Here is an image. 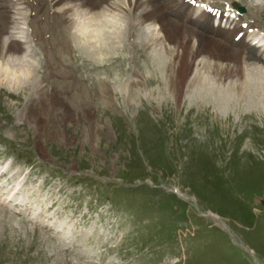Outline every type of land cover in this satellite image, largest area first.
Here are the masks:
<instances>
[{
	"label": "rangeland",
	"instance_id": "374dc122",
	"mask_svg": "<svg viewBox=\"0 0 264 264\" xmlns=\"http://www.w3.org/2000/svg\"><path fill=\"white\" fill-rule=\"evenodd\" d=\"M237 1L264 33V0ZM104 9L96 48L51 20L63 46L40 47L27 9L9 13L8 35L23 42L0 78V264H264V93L239 98L237 81L198 67L231 106H205L196 86L178 109L165 79L170 43L147 41L156 27L139 22V8ZM251 61L240 80L255 91L264 62Z\"/></svg>",
	"mask_w": 264,
	"mask_h": 264
},
{
	"label": "bare ground",
	"instance_id": "6f19581e",
	"mask_svg": "<svg viewBox=\"0 0 264 264\" xmlns=\"http://www.w3.org/2000/svg\"><path fill=\"white\" fill-rule=\"evenodd\" d=\"M220 2L221 3H215L209 1L206 6L198 10L191 0H118L117 3L113 0L112 2L110 0H0V78H5L8 74L7 71L11 68L10 61L20 60L17 58V54L22 49L21 41L23 42V40L19 41L12 35H8V33H10L8 27L12 23L10 19L12 16L10 17L9 13L11 9L16 8L17 5H23L29 12V15H31L30 17L25 16L27 28L28 30L30 29L32 36L30 40L36 42L40 47H48L51 49L55 46L59 48L63 46L61 40L65 35L62 30L60 34H55L54 30L48 26L49 20H51L52 23L57 21V24L55 23V29L59 28V24L66 23L72 30L76 31L75 33L78 35V37L76 36L74 38L77 42H75L76 44L90 45L89 47L93 46L96 48L95 44L97 41L102 45L105 40L104 27L107 26H105L106 22H109L105 21L102 17L106 15L103 11L104 5L113 7L116 11L120 9V13L126 14L129 17L130 14H134L133 12L139 8V10H137L139 11V22L147 26L154 24L156 27V29L149 34V40L147 41H149V43L154 42L157 45L167 42V44L170 43L173 48L174 52H171V54L168 53L172 59V66L171 68L169 67L170 71L165 79L167 81L168 92L174 98L175 106L179 109L183 100L182 97L185 96L186 93H192V90L197 86L199 88V102H205V106L215 104L214 106L219 109H227L231 104V100L229 98L222 97V99H220L218 97L220 90L217 85H215V82V84L212 83L213 80L211 81L210 78H214L215 81L219 80L220 84L226 81L229 83L230 80L237 81V86L235 85V88L230 86V89L234 91L235 95L239 98L247 96L250 99L254 98L255 95L261 96V94L264 93V86L262 87L259 83L261 79L264 80V78L261 76L260 70L254 67V70H256L254 80L258 81L256 85L254 84L255 91L248 87L247 82L240 80V72L243 71V69L241 71L242 64H246L245 62L247 60L251 61V59H254L259 62H264V58L259 50L256 49V46L250 47L248 46V42L247 45L245 44V35L250 28H254L256 20L248 17H239L236 20L233 18L231 20L228 17L224 18L223 5L227 6L229 9L231 7L232 10H236L238 6L237 3L239 2L237 0H221ZM255 6L259 8L257 5ZM194 7L197 10H195ZM52 9L54 10L52 11ZM55 9L63 11L59 13L56 12ZM256 11H258V9H256ZM112 20L110 19V21ZM216 21L219 23L217 26L214 25ZM222 21H224L223 28L220 25ZM115 27L113 25V28L109 30L111 36H116L120 33V26ZM28 42V39H24V44H28ZM163 48L164 52L167 53V49L164 45ZM13 57L15 59H13ZM197 58H201L203 62H198ZM7 59H10L9 63ZM220 61H225V65L221 66L219 63ZM196 68L199 70L208 68L209 70H207L211 71L213 77H204L198 69V72L195 71ZM29 69H26L27 75H29ZM193 71L194 73H192ZM34 87L41 96L51 95L53 103H58V100L55 98V91L52 94L49 93L47 89L41 85V82L35 84ZM222 87L223 86H221V88ZM225 90L222 89V91ZM209 92L213 93V96H215L212 101L209 98ZM195 105H191L186 112L190 113L189 111L192 110ZM67 110L66 104L63 103L62 111L60 113L58 112L59 117L57 118L63 121L68 120L70 114Z\"/></svg>",
	"mask_w": 264,
	"mask_h": 264
}]
</instances>
